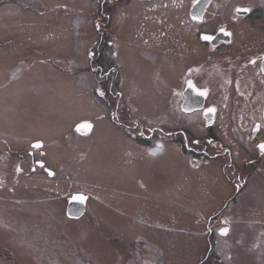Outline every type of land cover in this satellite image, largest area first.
Masks as SVG:
<instances>
[{
  "label": "rangeland",
  "instance_id": "rangeland-1",
  "mask_svg": "<svg viewBox=\"0 0 264 264\" xmlns=\"http://www.w3.org/2000/svg\"><path fill=\"white\" fill-rule=\"evenodd\" d=\"M194 1L0 0V264H264V160L259 175L245 166L264 136L254 143L245 131L250 104L230 97L221 107L226 159L181 153L170 139L140 144L114 121L126 107L148 130L176 123L169 91L189 33L222 22L249 44L261 34L264 15L252 28L232 17L239 5L264 13V0H216L208 12L227 19L208 15L204 27L187 15ZM198 115L191 135L203 142ZM83 122L89 134L76 130ZM76 193L88 196L79 219L67 214Z\"/></svg>",
  "mask_w": 264,
  "mask_h": 264
},
{
  "label": "flooded vegetation",
  "instance_id": "flooded-vegetation-1",
  "mask_svg": "<svg viewBox=\"0 0 264 264\" xmlns=\"http://www.w3.org/2000/svg\"><path fill=\"white\" fill-rule=\"evenodd\" d=\"M197 1L198 0L194 1L190 8V12L187 14L197 27H204L203 25H205L204 23L208 15H211L212 18H217V16H219L223 20L227 19V14L225 13L208 12L211 6L215 4L216 0L210 1L202 18L195 17L192 10ZM222 4H226L227 8H230V4L227 0H223ZM242 9H247L249 11L247 13L239 11ZM261 10L262 8H259L257 12H255V8L252 9L244 5H239L235 7V15L232 19L239 18L240 20H246L249 22L250 28H252L257 21L262 20L264 13L260 12ZM210 21L214 20L208 18V23ZM221 24L222 22L218 25H213L216 26L214 29H197L195 33L188 34V40H191L189 44L191 49H186L190 54L187 60L186 55L183 54V47L185 46L186 48V45L179 41L178 60L180 64L176 69L179 70V77L176 79V82L172 84L169 91L170 96L172 92H175L173 99L177 97L178 100V113L174 125L165 122L160 125L161 129L155 127V129L152 130H148L150 128L141 125L137 126L135 124L137 122L131 120V115L126 107L121 108L120 111L113 115L115 123L125 128L132 136H136L140 144L146 143L148 146L151 137L170 139V142L178 146L181 153L186 149L189 150V152L195 151L196 154H200L198 150L201 149L203 151L214 152V155H208L211 159H216L219 156L226 159V156H230L231 154V148L224 145L220 138L217 137L216 127L222 105L225 109L227 107L226 101L232 97L234 101H246L247 103L243 102L245 106L246 104H250L251 123L246 128L248 130L245 129L246 132L251 134L250 139L254 140L255 143V140L257 141V139L264 136V73L262 68L264 62V46H261L264 42L263 22L258 23L262 27L261 34L258 33V31H253L254 35H251V44L248 43L247 39L240 41L241 36L238 37L239 32H236V29L233 28L232 25ZM183 27L185 28V25H183ZM250 28L246 30L241 29L240 33L245 35V32L251 30ZM181 37L182 36H180V38ZM205 37H209V39H205ZM251 48H255L254 50H258L259 52L249 56L251 54H247V52H249ZM251 71H255L260 75L261 80L257 79L256 82L254 78H248L251 75ZM109 73L113 75L112 84L114 94H112V97H115V102L119 106L120 99L122 100L123 97V91L119 87V75L114 69L109 71ZM215 86H218L219 89L221 86L232 89V93L227 95L221 94L220 99H215L213 97L215 94ZM213 109L214 111H210ZM198 114H200L203 119L204 130L207 134V139L203 142L191 135L194 129L191 127L190 123L194 119L193 117L199 116ZM233 128L238 130L235 126H233ZM190 142L192 148L189 147ZM160 144L163 145V142ZM261 144H264V141H262ZM258 152L259 153L254 155L253 159H250L249 162L245 164V166L249 168V172L250 170L253 171V167H256L255 172L257 175H259V171H263L262 162L264 160V150L259 147ZM229 162L231 168L236 169V166L231 163V157ZM258 168H260V170H258ZM224 228L228 230L225 234H228L230 228L228 226ZM223 229L219 231L223 233ZM204 259L206 261L212 258L210 254L207 253ZM211 261L212 260H209L206 264H214Z\"/></svg>",
  "mask_w": 264,
  "mask_h": 264
},
{
  "label": "water",
  "instance_id": "water-1",
  "mask_svg": "<svg viewBox=\"0 0 264 264\" xmlns=\"http://www.w3.org/2000/svg\"><path fill=\"white\" fill-rule=\"evenodd\" d=\"M211 0H198L193 7L192 13L195 15V17L202 18V15L204 14L207 6L209 5ZM244 13H247L249 10L247 9H242L239 10ZM263 73H264V62H263ZM201 107V106H198ZM76 130L82 134L86 135L89 134L93 130V123L91 122H83L80 123L76 126ZM40 144L41 146L43 145L42 142H35L33 144L34 147H37V144ZM40 146V147H41ZM39 148V147H37ZM39 165H43V162H39ZM52 175L53 172H50ZM79 197H83V199H79ZM87 200L88 196L82 194V193H76L73 194V196L70 198L69 203H68V208H67V214L70 218L73 219H79L85 214L86 206H87Z\"/></svg>",
  "mask_w": 264,
  "mask_h": 264
},
{
  "label": "snow or ice",
  "instance_id": "snow-or-ice-1",
  "mask_svg": "<svg viewBox=\"0 0 264 264\" xmlns=\"http://www.w3.org/2000/svg\"><path fill=\"white\" fill-rule=\"evenodd\" d=\"M205 39H209V37H205ZM210 111H214V109L213 110H210ZM37 147H40L41 145L38 143L37 145H36ZM259 147L262 149V150H264V144H261V145H259ZM79 199H83V197H79ZM224 233H227V229H223L222 230Z\"/></svg>",
  "mask_w": 264,
  "mask_h": 264
}]
</instances>
